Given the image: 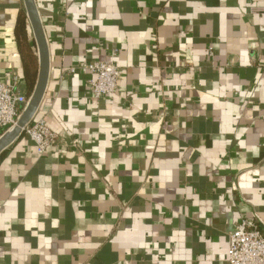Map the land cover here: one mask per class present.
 Returning a JSON list of instances; mask_svg holds the SVG:
<instances>
[{
    "label": "crops",
    "instance_id": "obj_1",
    "mask_svg": "<svg viewBox=\"0 0 264 264\" xmlns=\"http://www.w3.org/2000/svg\"><path fill=\"white\" fill-rule=\"evenodd\" d=\"M35 2L61 143L0 154V264H229L243 219L264 233V0ZM22 14L39 76L25 0H0V78L31 97ZM108 61L97 99L82 66Z\"/></svg>",
    "mask_w": 264,
    "mask_h": 264
},
{
    "label": "built area",
    "instance_id": "obj_2",
    "mask_svg": "<svg viewBox=\"0 0 264 264\" xmlns=\"http://www.w3.org/2000/svg\"><path fill=\"white\" fill-rule=\"evenodd\" d=\"M82 67L95 76L90 80L95 98L116 92L121 70L115 62H94ZM30 99L19 92L16 83L8 85L0 78V133H3L0 138L18 125ZM23 134L31 139L40 156L52 148H58L61 143L60 136L44 120H36V115L23 129ZM228 263L264 264V233L256 219L245 218L230 232Z\"/></svg>",
    "mask_w": 264,
    "mask_h": 264
},
{
    "label": "water",
    "instance_id": "obj_3",
    "mask_svg": "<svg viewBox=\"0 0 264 264\" xmlns=\"http://www.w3.org/2000/svg\"><path fill=\"white\" fill-rule=\"evenodd\" d=\"M28 16L34 32L35 42L39 54V76L36 87L31 96L30 102L23 113L18 125L13 129L16 130L14 134H5L0 139V154L20 135L23 134V129L35 117L46 93L49 76H50V54L47 42V37L35 0H25Z\"/></svg>",
    "mask_w": 264,
    "mask_h": 264
},
{
    "label": "trees",
    "instance_id": "obj_4",
    "mask_svg": "<svg viewBox=\"0 0 264 264\" xmlns=\"http://www.w3.org/2000/svg\"><path fill=\"white\" fill-rule=\"evenodd\" d=\"M17 37L19 40V46L23 54L25 65H27V67L25 68L27 70V80L29 83L28 89L29 92H32L35 87L38 76V57L36 53L35 54L33 53V49L30 45L29 37H28V29L26 24V17L23 14L20 16L18 20ZM28 67H30L29 72H28Z\"/></svg>",
    "mask_w": 264,
    "mask_h": 264
},
{
    "label": "bare ground",
    "instance_id": "obj_5",
    "mask_svg": "<svg viewBox=\"0 0 264 264\" xmlns=\"http://www.w3.org/2000/svg\"><path fill=\"white\" fill-rule=\"evenodd\" d=\"M15 132H16V130L15 129H12V130H10V132H9L8 135L14 134Z\"/></svg>",
    "mask_w": 264,
    "mask_h": 264
}]
</instances>
